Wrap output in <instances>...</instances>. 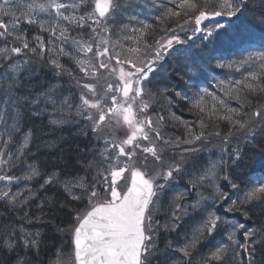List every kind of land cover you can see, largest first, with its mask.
<instances>
[{"label":"snow or ice","instance_id":"obj_1","mask_svg":"<svg viewBox=\"0 0 264 264\" xmlns=\"http://www.w3.org/2000/svg\"><path fill=\"white\" fill-rule=\"evenodd\" d=\"M250 2L251 0H224L219 10L213 5L209 12L205 7L208 0H204V4H198L195 0H184L178 8L187 7L193 10L195 27L191 33L185 32L183 38L174 29H170L171 35L163 39V42L156 41L155 50L152 45L146 43L143 54L139 49H134L135 55L125 56L123 59L120 54L110 56L107 47L103 51H97L94 54L96 57H104V60L99 62V68H108V61L113 59L120 66L119 80L122 83L117 87L127 107H115V95L111 98L113 107H102L99 101L85 98L83 92L79 97L65 95L68 90L59 82L63 70L56 71L62 67L56 59L51 60V65L54 66L53 79L57 82L41 80L36 60L29 57V53L36 54L41 57V63H48L43 60V53L50 51L52 46L46 48L41 36H36V46L31 48L26 41L22 42V47L0 48V173H3L0 174V181L4 182V188L0 189V207L5 208L9 214L23 210V218L29 221L35 219L37 222L41 220V216L29 217L28 209L23 207L29 200L33 203L39 201L37 207L42 215L46 210L51 213L57 210L65 212L70 219V227H57V231H64L69 236L74 251V264H151L150 257L157 250L156 235L160 228H181L185 223H191V229L186 234L184 246L178 249L185 256L189 255L191 249H196L197 245H202L216 249L211 251L205 264H242L243 260H247V264H254L257 247L264 248V226L257 229L254 224L249 223L248 213L241 212L227 191H216V181L222 178L225 188L243 191L230 178V173L234 174L243 162L245 149L255 151L256 145L259 144L261 155H264V109L247 113L249 121H236L244 131L231 142L222 138V144L227 146L221 147L218 160L205 161L200 158L198 161L183 154L164 156L162 151L158 153L154 141L162 140L160 133L155 132V136L150 140L148 132L144 131L145 127L155 131L152 128L151 116L145 115L143 120H137L131 106L140 98L137 107L142 114L147 113L150 105L145 102V98L151 93L145 90L155 87L153 78L165 69L166 63L171 79L166 82L165 90H170L174 97L182 99H187L186 93L189 89H192L195 96L200 90L201 82L216 68L232 67L221 62L224 58L220 53L237 47L248 52L256 40L257 30L264 39V0H259V10L255 11L254 22H241L246 12L254 11L250 8ZM87 4L88 0H65L63 3L50 0L47 5H39V10L48 12L49 16L54 13L56 20L74 26V31L84 29L95 34L102 21L103 31L106 33L107 21L119 15L122 9L121 0H95L94 13L85 12V15L77 18V9ZM130 7L132 10L128 22L136 20L143 24L136 14L135 7ZM19 8L20 0H0V29L3 30L0 31V37L12 36L18 32V18L4 23L2 17H15V10ZM140 10L145 9L141 7ZM170 14L178 16L180 13L174 11ZM209 15L227 18L229 23L216 19L210 29L207 25L202 29L200 25ZM25 23L36 24L37 21L27 19ZM185 23L188 21L185 20ZM40 26L43 27L42 24ZM142 30V27L129 29L132 33ZM50 32L49 39L61 45L58 52L62 55L93 52L91 43H81L80 39L70 36L68 29L63 25L59 28L53 25ZM197 35L203 43L198 56L184 55L188 52V47L174 48L188 45ZM17 39L20 37L17 36ZM5 43H8L7 40ZM98 43L107 44V39L100 37ZM216 45L221 47L217 48ZM64 46L68 51H65ZM37 48L40 49L39 53ZM25 49L28 52H24ZM170 57L176 59L175 66L172 65ZM260 59L264 61V54ZM249 60L254 62V58L249 56L248 60H243L242 63L246 64ZM124 64L128 65L127 71L123 67ZM84 71L87 72V69ZM172 80L176 81L175 85ZM111 87L109 85V90ZM83 88L95 91L89 84L83 85ZM90 109L98 110L97 114H90ZM65 112L74 118L67 120ZM109 115L116 118L117 122L122 117L123 122L131 129V134L119 146L114 142L111 144L112 148H117L115 155L108 151L107 141H104V152L97 153L91 147L95 142L93 138L99 135V126ZM45 119L48 121L46 126L37 125L38 121ZM69 123L77 127L76 135L83 137L81 143L84 148L77 147L73 151L81 156L91 155L96 161L95 164H89L85 160L80 170L89 171L91 174L87 179L80 177L72 183L62 180L60 173L56 171L60 169L62 172L67 166L61 162L68 159V154L61 147L64 138L59 133L64 125ZM202 135L203 133L196 135L194 139L203 143ZM215 135L219 137L220 133L216 132ZM48 136H56L57 139L49 140L46 138ZM142 141H150L149 146H143ZM167 143L164 141V144ZM184 143L190 144L191 141L185 140ZM56 149L59 150L53 152ZM137 150L142 154H150L154 160L145 156L146 164L137 167L131 160ZM197 151V147L182 149V153ZM45 155L49 157L48 160L42 159ZM121 158L126 162H122ZM79 159L80 157L76 158L77 163ZM158 162L165 171L148 175L140 170L141 167H149ZM11 169H16V173L9 175ZM178 180L186 181L179 189ZM33 181L37 185L36 188L30 186ZM258 183L259 187L245 192L241 203L264 196V177L260 178ZM13 184L18 185L15 191H12ZM202 188L204 191H200ZM25 192L27 195H24ZM49 192H56L65 202L61 203L56 197H48ZM170 195L172 200L167 208L171 221L161 226L159 220H154L153 217L159 210L161 201ZM73 201H87L89 210H69L68 204ZM235 212H241L243 219L232 215ZM39 237L38 231L22 230L17 235L11 227H7L0 232V238L3 240L0 243V252L13 255L15 264H33V260L25 258L39 255ZM21 251L23 256L19 255Z\"/></svg>","mask_w":264,"mask_h":264},{"label":"trees","instance_id":"obj_2","mask_svg":"<svg viewBox=\"0 0 264 264\" xmlns=\"http://www.w3.org/2000/svg\"><path fill=\"white\" fill-rule=\"evenodd\" d=\"M121 1L125 2V4H122V6L126 5L127 9L125 10V7H122V13H126H120L119 15L115 16L112 20H109L110 23L122 25L125 21L124 17L126 14L128 15L131 12V7H127L131 0ZM137 1L132 0L131 4L134 5V3H136L139 4L140 7L145 8L144 5L148 4L145 3V1L151 2V0ZM195 2L198 4H204V0H195ZM212 3L217 6V10L220 9L219 0H208V3L205 4V6L210 8L212 7ZM153 4L155 5L154 1ZM250 7L253 9H259V0H251ZM184 9L186 10L189 8L186 7ZM137 13H141V10L138 9L136 11V14ZM245 19L248 20V18ZM73 27L74 26H70L69 30L74 32ZM111 32L114 34V31ZM34 34H40L39 36L42 37V40H51L49 39L50 36L46 32H39L38 28L35 29ZM116 37L118 39L124 37V35H117ZM30 38L35 40L36 37L32 35ZM219 55H221V53ZM223 55L225 56L226 54L223 53ZM59 58L63 64H71L73 69H76L75 65L68 61L69 59H73L72 57L59 55ZM176 63L177 61H174L172 65L175 66ZM166 65L167 63L165 64V69L153 78V85H155V87L146 89V92L151 93V95L146 97V99L147 103L150 105L147 110V114L151 116L155 126L159 127L160 135L162 139H165L168 142L167 146L169 147L174 142L185 140V136H187V138L190 137L191 139H194L196 135H200L201 133H203L202 137H206V141L215 138L222 140V138L229 139L231 137L234 138L240 136L244 129L241 128V126L237 124L236 121H248L249 115H247V113H251L252 111L258 109H264V75L262 76L261 81L259 79V82L257 84L250 85L251 87H246L244 81L240 82L239 78L237 77L223 78L225 80L223 83L228 85L215 87L214 91L216 93H220L219 96H216L215 93L213 96H208L205 94L204 97L196 98L191 101L189 99L174 97L170 90H165L167 81L164 79V76L166 77V75L169 74ZM45 71H39L40 79L45 82L56 83L57 80L53 79V74L51 72ZM216 71L221 72L222 69L216 68ZM223 76L225 75L223 74ZM241 76L242 75H240V77ZM60 84L64 89L68 90L65 92V95L78 97L77 93L73 90L71 91V88L64 84V82L61 81ZM251 89H254L255 91H252ZM230 90L237 91V94L232 92H228L227 94L226 91ZM76 102L78 103V100ZM190 102L192 104H190ZM231 109H236L237 111L233 112ZM72 119L73 118L70 119L69 117L67 120L71 121ZM76 119L79 118L76 117ZM47 123L48 121L45 119L42 122L38 121L37 125L43 124L46 126ZM216 132L220 133L219 137L215 135ZM76 133L77 127L71 123L64 125L63 129L59 133V135L63 136L64 138V140L61 142V147L64 149L65 153L68 154V159L61 161L67 165L65 168H63L62 172L60 169H56V171L60 173V178L67 182L80 177H84L85 179L88 178L91 173L89 171L80 170V167L85 163V160H87L89 164L96 163V161L92 159L91 155L86 154L81 156L80 153L73 151V149L77 147L80 149L84 148V144L81 143L83 137L76 135ZM46 138L49 140L57 139L56 136H48ZM110 138L113 137L108 136V138L105 137L103 140L108 141ZM91 147L97 151V153L103 151L98 147L96 142H94ZM241 147H243V145H241ZM58 150L59 149L53 150V152ZM207 153V151L202 149V151L199 152L198 150L196 153L186 155V157L189 159H196L198 161L200 158H204V160L207 161ZM77 157H80L79 163H77ZM52 158L55 159V156ZM42 159L48 160L49 157L45 155L42 157ZM11 171L13 174L16 173V169H11ZM258 174H264V155H261L259 144L256 145L255 151H247L245 149L243 162L239 167L236 168L234 174L230 173V178L234 180V182L239 186V189L243 190H233L235 191L234 196L239 197L236 199L239 201L235 202L237 206L240 207L241 212L246 211L248 213L250 218L248 222L254 224L257 229L261 228V226H264V196H258L255 200L249 201L248 203H241L243 199L241 194H244L248 191L247 189L249 185ZM222 180L220 179L216 181V191L219 192L225 190L229 192L231 189L225 188V182H222ZM185 183V180H179L180 185H178V189ZM34 184L35 182L33 181L31 182L30 186L33 185L32 187L36 188L37 185ZM200 191H204V189L202 188ZM176 193H179V191ZM47 196L56 197L57 199H60L61 203L65 202L63 197L58 196L56 192H49L47 193ZM171 200V195L166 200H162V210L164 209L168 211L167 205L171 203ZM37 203H39V201L36 203L30 201L23 207L28 209L29 217L41 216V220L39 222L35 221V219L29 221L28 219L23 218V210L9 214L5 208L0 207V232L4 231L7 227H11L17 235H19L20 231L22 230L28 232L38 231L40 233L39 255L35 257L30 255L25 259L33 260V264H51L52 260L57 258L60 252L68 250L69 237L66 232L57 231V227L60 229L69 228L70 219L65 212L60 210H57L55 213H51L46 210L45 214L42 215L40 209L37 207ZM85 204H87V201H73L72 203L68 204V209L71 211L84 212L86 209ZM241 212H236L233 215L242 220L243 217L241 216ZM160 214H162L159 219L161 226L169 223L167 220V217L169 218V213L166 214L161 211ZM164 229V227L160 228V233L156 238L157 250L151 257V264H186V262H190V264H205L211 251L216 250L211 247L205 248L202 245H197L196 249H191L189 255L185 256L184 254L180 253L178 249L184 246L187 233L185 236L183 234L185 232H190L191 223H185L181 228ZM2 242L3 240L0 238V243ZM19 255L23 256V252L21 251ZM242 256L243 253H241V257ZM0 264H15V258L13 255L0 252ZM214 264H222V262H214ZM242 264H247V260H243ZM254 264H264V248L257 247L254 257Z\"/></svg>","mask_w":264,"mask_h":264},{"label":"rangeland","instance_id":"obj_3","mask_svg":"<svg viewBox=\"0 0 264 264\" xmlns=\"http://www.w3.org/2000/svg\"><path fill=\"white\" fill-rule=\"evenodd\" d=\"M50 2V0L48 1H44V2H39L38 0H20V8L15 10V17L10 18V17H2L3 22L4 23H10V20L12 19H16L18 18V32L12 36H7V37H0L3 39L2 42H0V48H5V47H15V46H20L22 47V42L26 41L29 43V47H34L36 46V41L32 40L30 37L32 35H34V32H30L29 31V27L31 30V26L32 27H37V28H42L44 32H49V34L51 35L50 32V28L55 25L57 28H59L61 25H63L64 27H66L68 29V23L65 21H59L56 20L55 14L53 13L52 16H49L48 12H41L39 10V5L41 4H45L47 5ZM57 3H63L65 2V0H56ZM82 7L84 5H81ZM80 8L77 9L75 15L77 16L78 11L81 9ZM85 11L89 14L94 13L95 11V0H89L88 1V5L85 8ZM67 14V13H66ZM81 15H85L81 14ZM78 18V16H77ZM27 19H34L37 21L36 24H27L25 23V20ZM103 23L104 21H102L101 26H98L96 29V33L92 34L89 32H84V29H80L79 31H70L68 29V33L70 36H75L77 39L81 40V43H84L85 41H87L88 43H91L93 46V52L92 53H70L69 55L66 56H70V57H75L74 59V63H75V67L76 69H73V66L70 64L65 65L61 62L59 55H62L58 52V47H60L61 45L58 44L57 41L55 40H43V44L46 46V48L48 46H52L50 51H45L43 53V60L48 61L47 64L41 63V57L37 56L36 54H32L29 53V57L31 59H35L37 62V65L39 67V69L42 70H46L48 72H51L53 74V69L54 66L51 65V60L52 59H56L58 60L59 64L62 66L61 69H56V71H62V79H59V82H64V84H66L69 88H71V91H75L77 93V96L79 97V94L81 92H83L85 94V98H88L90 100H94V101H99L101 103L102 107H113L114 105L112 104V96L115 95L116 96V105L115 107H127L128 105L126 103H124V99L123 97H121V93L118 91V85L120 83H122L119 80V68L120 66L116 64L115 60H111L108 61V68H99V62L101 60H104V57H96L94 54L97 51H103V49L105 47L108 48V54L110 56H115L116 54H120V55H125L126 51H122L121 47L119 45H117L119 48L116 52L114 51V46L113 44H111V40L108 39L110 37H108L106 35V33L103 31ZM107 23H110L109 21H107ZM43 25V27H41L40 25ZM86 27H87V23H86ZM0 31H3L2 29H0ZM58 35V32H57ZM17 36L20 37V39H17ZM100 37H103L104 39H107V44H102V43H98ZM5 40H7L8 43H5ZM113 43V42H112ZM116 46V47H117ZM65 47V51H68V48L66 46ZM40 49L37 48V52L39 53ZM24 52H28L27 49L24 50ZM143 52V50H142ZM14 56L16 54H13ZM123 59V58H121ZM91 61V63L89 64L88 61ZM78 61H83L84 63L81 64ZM125 71L128 70V65L124 64L123 65ZM87 69V72L84 71V69ZM110 69H115V71H111ZM45 71V72H46ZM85 84H89L92 86V88H94V92H91L87 89L83 88V85ZM109 85H111V90H109ZM135 86V85H134ZM131 96V93H130ZM69 97H73L72 95H69ZM139 100L140 98L137 99L136 103H132V108L134 110V118L137 120H142L144 119L145 115H147V113L142 114L137 105L139 104ZM79 102V101H78ZM90 114L92 115H96L98 110L96 109H90L89 110ZM65 118L68 119L70 117L74 118L72 115H69L67 112H65L64 114ZM79 118V117H78ZM80 119V118H79ZM250 120V117H249ZM248 120V121H249ZM100 128V132L99 135L97 137H94V140L96 142V144L98 145V147L105 151V143L103 138L107 137H115L114 138H110L108 140V151H110L113 155L116 154L117 152V148H112L111 144L114 142L117 146L120 145V143L123 140H126L128 138V136L131 134V129L128 128V126L123 122L122 117L119 118V122H117L116 118H113L111 115H109L108 117H106L105 121L103 124H101L99 126ZM152 128L154 129L155 127L152 126ZM144 131L148 132L150 140H152V138L155 136V131L150 130L149 128L145 127ZM244 131V130H243ZM242 135V134H241ZM240 135V136H241ZM139 136V133H138ZM237 136V137H240ZM229 138L228 140L231 142L233 139L237 138ZM206 137L203 136L201 137V140L203 141V143H201V141H196V140H189L191 141L190 144H185V143H181V144H177L179 145L177 147V145H174L175 147H167L166 149H164L163 155L164 156H172V155H176L179 156L181 154L183 155H189L192 153H182V149L184 148H190V147H197V149L200 151H202V149H204L205 151H207V159H211V160H218L220 158L221 155V147H226L227 145H223L222 144V140L215 138V139H211L209 141L205 140ZM206 141V142H205ZM156 143L157 146V151L159 149H162L163 147V143L160 142V140H156L154 141ZM143 146H149L150 141H142ZM126 150H128V146L125 145ZM7 149H5L6 151ZM102 151V152H103ZM158 153H161V151H158ZM137 156H133L131 158L132 162L139 167L140 165H144L146 164V160H145V156L148 157L149 160H154V158L151 157L150 154H142L139 150H137L136 152ZM214 154V155H213ZM122 162H126L124 161V158H121ZM142 169H144V171L146 172V174H150V175H154L156 172H163L165 171L164 168L159 166V162L158 163H154L151 164L149 167H141ZM140 168V170H141ZM2 174V173H0ZM9 175L13 174V172L10 170L8 172ZM125 175H128V173H125ZM76 179H73L72 181H69V183H72L73 181H75ZM222 180V178H221ZM222 182H224L222 180ZM13 186V185H12ZM4 188V182L0 181V189ZM254 189V188H253ZM251 189H249L248 191H250ZM12 191H14L12 189ZM230 194V198H232V200L234 201H239L236 200L237 198H239L238 196H234L235 191H233L232 189L228 192ZM245 194V193H244ZM244 194L242 195V197L244 196ZM23 198V197H21ZM189 199H191V197H189ZM242 199V198H241ZM86 205V209L85 211L89 210L88 207V203L85 204ZM84 205V206H85ZM84 211V212H85ZM168 212V211H167ZM170 221H171V215H170ZM169 221V222H170ZM166 230V229H164ZM188 234L189 232H185L183 235L185 236V234ZM158 235V234H157ZM69 237V236H68ZM61 255H59L57 258H55L54 260H52L51 264H74V259H73V250H67V251H62L60 253Z\"/></svg>","mask_w":264,"mask_h":264},{"label":"bare ground","instance_id":"obj_4","mask_svg":"<svg viewBox=\"0 0 264 264\" xmlns=\"http://www.w3.org/2000/svg\"><path fill=\"white\" fill-rule=\"evenodd\" d=\"M38 1L44 2L48 0H38ZM153 1L155 2V5L153 4ZM189 1L191 2V0ZM219 1H220V7H221L224 4V0H219ZM131 2L132 0L128 3L127 7H130L131 5L135 7L136 11L138 9H141L139 4H136L133 2L134 5H132ZM182 2H184V0H151V2L145 1V3H148V4L144 5L145 6L144 13L142 14V18L141 17L139 18L141 21H143V24L138 23L136 20H132L131 23H129L128 22V17L130 15L129 13L128 15L126 14V16L124 17L125 21L122 25L115 24V23H108V31L106 32V35L111 38L110 40L113 42V43L111 42V44H113L114 46L121 45L122 39H123L122 42L124 45H128V44L130 45L125 55H120L121 58H124L125 56L131 57L135 55V52L133 51L134 49H139L140 53L143 54L142 50L144 51L146 43L149 45H152L153 50H155L156 41L160 40L161 42H163V39H166L169 35H171V32L169 31L170 29H174L176 33L180 35L181 38H183L185 32L191 33V31L195 27V24L193 20V10L192 9L185 10V9L178 8V5ZM122 4H125V2H122ZM87 5H84L83 7L81 6V9L78 11V14H77L78 17L81 16V14H84L86 12L85 8ZM213 5L215 4L212 3V7L210 8L206 6L205 7L210 12L213 8ZM122 7H125V10H127L126 5ZM122 10L123 9H121V13H122ZM253 10L254 11H248L245 13L244 17H242L241 19L242 23L244 22L250 23L253 21L255 11H258L259 9H253ZM174 11H179L180 14L178 16L171 15L170 13ZM125 13H122V14H125ZM137 14H140V13H137ZM245 18H248V20ZM216 19H220L221 22H224V23H229L227 18L221 19L219 17H212L209 15L208 19L202 21L200 27L203 29L204 25H207L208 28L210 29L212 27V24L214 23V20ZM185 20H187L188 23H185ZM131 25L138 29L142 27L143 30L132 33L131 31H129V29L131 28ZM69 27L70 26H68V29ZM85 28H86V24H85ZM35 29H37V27L31 26V30L29 29V31L34 32ZM38 31L43 32V29L38 28ZM111 31H114V34ZM46 33L50 36L49 32H46ZM39 35L40 34H37V35L34 34L35 37ZM117 35L118 36L124 35V37L117 39L116 37ZM0 41L2 42L3 39L0 38ZM116 46L114 47L115 52H116V49L118 50L119 48L118 46L117 47ZM175 47H188L189 50L187 53H184V55L188 57H194V56L199 55L200 50L203 48V43L201 42L199 35H197L188 42V45L174 46V48ZM216 47L220 48L221 46L216 45ZM244 50H245L244 48L237 47V48L224 50L223 53L226 54L225 56L223 55V53H221V55L224 58V60L221 62H223L225 65H232V67H228L230 69L229 71L238 78L240 77V74L238 72H241V71L240 69H237L236 67H239V65L243 66L247 70L255 69L251 66L249 62L246 64L242 63L243 60H248V57L251 56L254 58V60L257 61L260 54H264V39L260 37L259 30H257L256 32V40L254 44L251 45V48L249 49V51L244 52ZM177 55H180V54H177ZM170 59H171V63L176 61L174 57H170ZM68 61L75 65L74 63L75 61L73 59H69ZM257 70L259 71V74L257 75V77L260 79L264 75V67L261 66ZM164 79L166 81H169L171 79L170 74H167L166 77L164 76ZM207 79H208V76H207ZM243 81L246 87H251L250 85L257 84L259 82V80L258 81L252 80L251 77L250 78L248 77V79H245ZM172 83L175 85L176 81L172 80ZM221 85H228V84L223 83ZM251 90L255 91L254 89H251ZM188 91L192 92V89H189ZM226 92L227 94L228 92L237 94L236 93L237 91H233V90L226 91ZM215 95L219 96L220 93H215Z\"/></svg>","mask_w":264,"mask_h":264}]
</instances>
